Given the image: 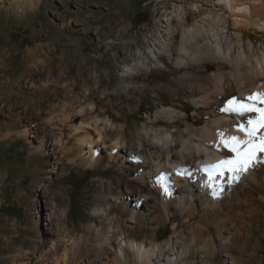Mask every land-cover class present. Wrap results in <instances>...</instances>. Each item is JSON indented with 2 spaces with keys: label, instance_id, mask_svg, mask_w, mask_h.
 <instances>
[{
  "label": "bare ground",
  "instance_id": "1",
  "mask_svg": "<svg viewBox=\"0 0 264 264\" xmlns=\"http://www.w3.org/2000/svg\"><path fill=\"white\" fill-rule=\"evenodd\" d=\"M5 1L0 0V9L9 15H18L26 9L33 10L40 0H11L7 5ZM176 1L179 4L184 2ZM189 1L195 9L189 8L182 20H170L168 13H163L157 20L161 32L157 33L150 27L149 33L156 41L161 37L167 40L166 43H155L158 50L167 51L157 54L156 58L163 67L172 64L174 68L171 67L170 75H178L174 88L179 94L182 92L196 108L197 116L191 119L193 125L202 120L203 123L198 128L191 125L185 133L177 135L165 128L156 134L152 126L143 127L141 136L135 139L136 151L132 148L124 150L127 144L122 126H114L108 118L94 117L90 124L82 121L78 126H72L71 129L78 132L66 152L72 164L96 168L114 163L122 169V164L128 163L134 173L131 174V186L127 184L123 188L118 185L115 189L110 185L103 186L98 194L103 207V212L97 216L98 227L93 226V230L91 226L84 241L70 237L68 243L62 244L65 246L56 257L61 264H68L72 255L81 252V248L87 255L86 264H104L108 259L106 256L113 257L110 264H161L168 260L170 264H188L186 259L191 254L190 248H220V251L226 252L238 240L247 244L252 241L247 235L264 232V163H257L254 158L253 166L235 182L228 183L226 178L222 182L217 181L216 194L224 189L222 195H213L203 171L205 166L232 158L235 154L223 147L221 139L230 136L243 138L244 133L238 128L242 124L247 126L249 118L256 120L260 115L250 112L240 116L222 109L233 97L250 104L253 102L248 99L250 96L264 92V0ZM199 2L210 4V7L204 8L202 3L199 7ZM211 13L216 16L211 17ZM225 17L228 19L227 32H235L233 46L222 43L223 32L217 36L212 33L216 27L224 28ZM190 19L193 22L188 25ZM123 36H128V32ZM246 39L252 43L251 52L249 49H237L236 45L244 48ZM258 42L263 45L258 46ZM17 55L11 49L5 53L0 51V78L4 80L0 81V99H16L17 103L13 101L15 108L18 105L21 107L19 100L25 104L21 111L25 116L17 113L13 119L17 128L14 134L24 136L28 130L23 119L36 117L30 111L40 101L21 96L22 83L29 84L48 74L46 71L60 69L62 60L59 57L58 63L55 59L43 60L45 55L39 48L29 51L27 58L23 57L20 62L16 60ZM143 57L147 61L150 59V55L144 51ZM17 64H21V67ZM213 65L216 69L207 76L205 72ZM149 67L150 72L161 70L150 63ZM147 77L148 71L135 63L122 80L137 81ZM45 93L47 97L50 95L47 84L34 90L32 95L42 97ZM62 93L63 88L57 85L54 95L61 97ZM3 102H0L1 109L6 107ZM255 106L264 108V103H256ZM83 109L79 107L76 113L81 114ZM179 112L175 107L164 108L157 113L152 125L159 126L169 118L174 122L180 119ZM66 118L69 119L67 115ZM47 120L49 127L55 125L53 118ZM188 120L186 116L184 121ZM98 121L103 125H99ZM86 123L92 126V130L84 128ZM260 135H264V129L257 132V136ZM52 140L57 144L51 147L61 149L62 135L59 133ZM107 142L109 144L106 146ZM256 142L259 144L258 139ZM30 144L32 153L36 155L43 154L48 143L41 138L37 143L31 141ZM257 156L264 162V152H258ZM228 196H231V200H228ZM198 204L202 207L200 212ZM155 213H158L157 218ZM177 216L190 222L187 229L190 241L185 240L183 231L175 235L178 224L174 227L173 235L159 241L153 227L164 226L166 221ZM193 220L196 223H191ZM128 227L139 233L151 232V235L130 238L126 232ZM51 246L53 248L54 244ZM232 261L235 264V258ZM241 263L247 264L248 261Z\"/></svg>",
  "mask_w": 264,
  "mask_h": 264
},
{
  "label": "rangeland",
  "instance_id": "2",
  "mask_svg": "<svg viewBox=\"0 0 264 264\" xmlns=\"http://www.w3.org/2000/svg\"><path fill=\"white\" fill-rule=\"evenodd\" d=\"M10 1L6 0L5 4ZM201 3L204 8L210 7L203 2L197 3L199 7ZM190 4L189 0L182 4L176 0H40L33 10L26 9L18 15H9L0 9L2 53L11 49L18 54L16 60L20 62L23 57L27 58L29 51L39 48L45 55L43 60L55 59L56 63L57 57L62 60L60 69L46 71L48 74L29 84L22 83L20 95L40 101L30 111L36 117L23 119L28 135L14 134L17 128L13 119L23 111V101L19 100L21 107L15 108L13 101L16 99H2L6 107L0 108V264H19V261L21 264H61L56 257L65 246L62 244L68 243L70 237L84 241L88 229L98 227L97 216L103 212L98 197L100 191L107 185L115 189L118 185L124 188L133 184L130 179L134 169L128 163L122 164V169L114 163L96 168L72 164L66 156L67 149L78 135L72 126H78L82 121L90 124L94 117L108 118L114 126H122L127 144L124 150L132 148L136 151L135 139L141 136L143 127L152 126L156 134L165 128L177 135L192 126L198 128L202 125L203 120L193 125L191 119L197 116L195 106L173 86L178 75H170L174 68L172 64L163 67L156 58L157 54L167 51L158 50L155 43H166L167 40L161 37L156 41L149 33L150 27L161 32L157 25L161 14L167 12L170 20H182L189 8L195 9ZM215 16L211 13V17ZM227 21L224 28L216 27L212 33L217 36L223 32L222 43L233 46L235 32H227ZM192 22L190 19L188 25ZM126 32L128 36H123ZM257 45L263 44L258 42ZM236 46L250 52L253 49L249 39L245 40L244 48ZM143 51L150 55L148 61L144 59ZM135 63L148 71V77L137 81L122 80ZM149 63L161 70L150 72ZM17 65L21 67V64ZM215 69L213 65L205 74L209 76ZM0 81L4 80L0 78ZM46 84L50 92L48 97L46 93L42 97L32 95L34 90ZM57 85L63 88L61 97L54 95ZM79 107L85 110L78 115ZM167 107L177 108L180 119L174 122L171 118L165 119L154 127L152 124L157 113ZM21 116L24 117L25 113ZM186 116L190 120L184 121ZM50 118H53V127L46 123ZM87 123L84 128L92 130ZM98 124L102 122L98 121ZM59 133L63 147L53 148L51 146L57 143L52 138ZM41 138L48 143L45 152L34 155L30 142L35 144ZM223 192L224 189L216 195ZM201 208L198 204L199 212ZM155 215L157 218L158 213ZM189 223L177 216L166 221L164 226L155 225L153 231H156L157 239L163 241L174 234V227L178 224L175 235L183 231L185 240L190 241L191 236L187 235ZM127 229L130 238L151 235V232ZM247 237L252 241L247 244L238 240L226 252L220 248H205L207 251L190 248L187 263L232 264L235 258V264H243L241 261L264 264V232ZM215 240L217 243L216 235ZM80 251L72 255L68 264H86L87 255L83 248ZM106 257L104 264H110L113 257ZM161 264L170 263L168 260Z\"/></svg>",
  "mask_w": 264,
  "mask_h": 264
},
{
  "label": "snow or ice",
  "instance_id": "3",
  "mask_svg": "<svg viewBox=\"0 0 264 264\" xmlns=\"http://www.w3.org/2000/svg\"><path fill=\"white\" fill-rule=\"evenodd\" d=\"M248 99L253 102L250 104L243 103L233 97L222 109V111L233 112L240 116L250 112H258L260 115L256 120L249 118L247 126L242 124L238 128V131L244 133L243 138L230 136L221 139L220 143L223 147L235 154L232 158L205 166L203 169L207 175V186L213 189V195H216L215 185L217 181L222 182L226 178L228 183L235 182L250 166H253L254 158L255 162L264 163L257 156L258 152H264V135L257 136V132L264 129V108H257L255 106L256 103H264V92L254 93ZM220 135L223 137L222 133ZM257 139L259 140V144L256 142Z\"/></svg>",
  "mask_w": 264,
  "mask_h": 264
}]
</instances>
